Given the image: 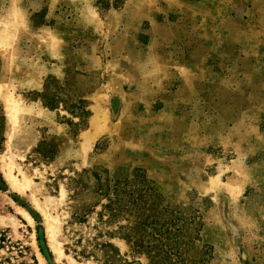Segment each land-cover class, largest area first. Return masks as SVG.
<instances>
[{
	"label": "rangeland",
	"instance_id": "374dc122",
	"mask_svg": "<svg viewBox=\"0 0 264 264\" xmlns=\"http://www.w3.org/2000/svg\"><path fill=\"white\" fill-rule=\"evenodd\" d=\"M0 264H264V0H0Z\"/></svg>",
	"mask_w": 264,
	"mask_h": 264
},
{
	"label": "bare ground",
	"instance_id": "6f19581e",
	"mask_svg": "<svg viewBox=\"0 0 264 264\" xmlns=\"http://www.w3.org/2000/svg\"><path fill=\"white\" fill-rule=\"evenodd\" d=\"M8 107H9V105H8ZM8 107H7V109H8ZM14 107H9V112H10V115H11V117L12 118H16L15 117V114L13 115L12 113L14 112ZM15 113V112H14ZM96 122V121H95ZM95 122H94V124H95ZM96 125V124H95ZM96 127H98L97 125H96ZM95 127V133L94 134H88L87 136H86V142H87V144L89 145V147H92V145H93V142L95 141V138H96V135H97V133H98V129ZM220 178V177H219ZM9 180L11 181V184H13V186L16 188V187H18V184H17V181H16V178H15V176L14 175H12V174H10L9 175ZM218 184H219V182H218V179L217 178H213L212 180H211V182H210V185H211V187L212 188H216L217 186H218ZM223 187H226V188H232V186H231V184H224L223 185ZM17 208V212L18 213H20V214H22L23 216H25L29 221H30V223L31 224H33V219L30 217V215L29 214H27L23 209H21V208H19V207H16ZM46 212V211H45ZM58 230H59V228H55L54 230L53 229H51V234H50V242L52 243V245H55L56 247H55V249L57 250V254H56V257H57V259H59L60 258V255H61V250L57 247L58 245H59V241H58V239H57V234H58ZM34 246L36 247V240H35V237H34ZM39 258H40V260H41V262L43 263V259H42V256H41V254L39 253Z\"/></svg>",
	"mask_w": 264,
	"mask_h": 264
},
{
	"label": "trees",
	"instance_id": "16d2710c",
	"mask_svg": "<svg viewBox=\"0 0 264 264\" xmlns=\"http://www.w3.org/2000/svg\"><path fill=\"white\" fill-rule=\"evenodd\" d=\"M119 187V185H117V188ZM150 211L149 209H146L145 207L142 208V211L139 215H141L142 221H143V226L147 225V220L148 218L152 215V213H148L147 212ZM126 228V227H125ZM129 235H125L126 240H128L129 244L132 245V242L130 241V239L128 238ZM140 247V246H138Z\"/></svg>",
	"mask_w": 264,
	"mask_h": 264
}]
</instances>
